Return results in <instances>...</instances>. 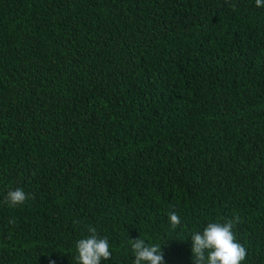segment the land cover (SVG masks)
Returning a JSON list of instances; mask_svg holds the SVG:
<instances>
[{"label":"trees","instance_id":"obj_1","mask_svg":"<svg viewBox=\"0 0 264 264\" xmlns=\"http://www.w3.org/2000/svg\"><path fill=\"white\" fill-rule=\"evenodd\" d=\"M235 216L264 264V6L0 0V264H77L87 225L101 264L139 237L193 264L191 235Z\"/></svg>","mask_w":264,"mask_h":264},{"label":"clouds","instance_id":"obj_2","mask_svg":"<svg viewBox=\"0 0 264 264\" xmlns=\"http://www.w3.org/2000/svg\"><path fill=\"white\" fill-rule=\"evenodd\" d=\"M257 7L264 6V0H255ZM28 194L22 188L10 189L5 202L11 207L23 204ZM171 226L180 224V217L176 213L169 214ZM239 216L231 220L210 222L202 232L191 235V251L193 264H241L246 258V249L237 242L233 232ZM14 223V221H9ZM90 235L76 241L77 264H101L111 258L109 240L100 237L95 227L87 225ZM131 250L134 256L133 264H164L163 252L159 245L146 243L142 238L130 239Z\"/></svg>","mask_w":264,"mask_h":264}]
</instances>
